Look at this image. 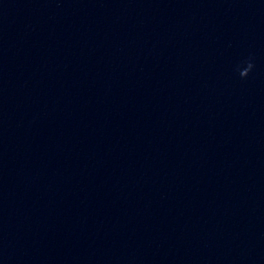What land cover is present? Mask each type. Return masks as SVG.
I'll list each match as a JSON object with an SVG mask.
<instances>
[{"label":"water","instance_id":"1","mask_svg":"<svg viewBox=\"0 0 264 264\" xmlns=\"http://www.w3.org/2000/svg\"><path fill=\"white\" fill-rule=\"evenodd\" d=\"M0 264H264V0H0Z\"/></svg>","mask_w":264,"mask_h":264},{"label":"clouds","instance_id":"2","mask_svg":"<svg viewBox=\"0 0 264 264\" xmlns=\"http://www.w3.org/2000/svg\"><path fill=\"white\" fill-rule=\"evenodd\" d=\"M243 64H245L246 67L243 68L238 67L237 70L239 71L240 78L246 79L255 67L253 63V58L249 57L246 61H243Z\"/></svg>","mask_w":264,"mask_h":264}]
</instances>
